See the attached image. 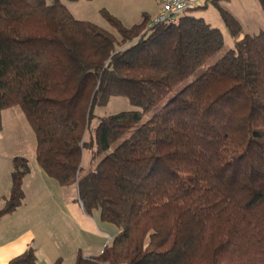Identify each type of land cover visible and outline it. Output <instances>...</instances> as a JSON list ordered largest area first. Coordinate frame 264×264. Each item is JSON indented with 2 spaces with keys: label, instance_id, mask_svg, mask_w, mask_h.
I'll return each mask as SVG.
<instances>
[{
  "label": "trees",
  "instance_id": "obj_1",
  "mask_svg": "<svg viewBox=\"0 0 264 264\" xmlns=\"http://www.w3.org/2000/svg\"><path fill=\"white\" fill-rule=\"evenodd\" d=\"M221 1L235 44L188 81L225 47L202 17L127 27L104 11L112 32L62 0H0V130L19 107L39 167L118 228L98 257L110 264H264V31L244 33ZM112 97L139 110L98 117ZM29 173L15 157L0 216ZM35 263L29 248L8 264Z\"/></svg>",
  "mask_w": 264,
  "mask_h": 264
},
{
  "label": "crops",
  "instance_id": "obj_2",
  "mask_svg": "<svg viewBox=\"0 0 264 264\" xmlns=\"http://www.w3.org/2000/svg\"><path fill=\"white\" fill-rule=\"evenodd\" d=\"M194 1L198 7L204 2ZM157 4L141 1L139 14L147 15L152 20L161 11L158 1ZM219 20L218 22L225 27L221 17ZM225 29L227 31L226 27ZM19 111L18 107L5 110L2 115L3 127L7 114L13 121L19 122ZM3 127L0 130V211L5 207V198L11 192L13 159L19 156L6 152L2 143ZM29 164L30 173L23 181L25 193L23 203L12 213L0 216V264H8L29 248L35 250V264H77L79 260L88 262L90 258L100 257L106 246L118 234L117 228L102 221L99 211L90 214L85 211L80 205L76 185L74 186L77 194L75 192L71 196L69 192H65L64 197H54L51 191L54 182L39 167L36 156L30 159ZM30 176L37 180L32 185L37 193L28 199L24 187L26 179ZM38 180H41V183Z\"/></svg>",
  "mask_w": 264,
  "mask_h": 264
},
{
  "label": "rangeland",
  "instance_id": "obj_3",
  "mask_svg": "<svg viewBox=\"0 0 264 264\" xmlns=\"http://www.w3.org/2000/svg\"><path fill=\"white\" fill-rule=\"evenodd\" d=\"M51 1L52 0H48L49 3H51ZM141 1L155 2L157 4L156 0H62L74 18L78 20L91 21L112 32H115V30L105 19L103 12H109L119 18L124 25L130 27L134 25V23L136 24L142 22L144 19V16L139 14ZM200 5H202L201 8L197 5L195 7L196 9L189 11V13L197 17H202L214 27L220 28L224 34L225 47L221 53L211 58L204 67L199 68L188 81H192L199 77L208 64L216 62L226 50L233 48L235 44V40L228 34L225 27L218 22L220 21L218 7H216L211 0H204V2ZM220 5L229 12H232L237 20L241 22L244 33L254 34L264 31V7L258 0H224L220 2ZM19 110V122L13 121V118H11L8 114L6 115L3 127L4 140L2 143H4L6 152L13 155L25 156L30 162V159L33 156H36V135L22 110L20 108ZM133 110H139V108L131 104L127 98L112 97L106 106L96 108L95 113L99 117ZM96 123L97 120L94 118L93 125H96ZM89 163L90 154L85 151L83 164L88 166ZM50 180L54 182V187L51 188L54 197H64L65 192H69L71 196L75 192L77 194L75 189L76 187L74 185L68 188H61L57 185L58 183L56 181L53 179ZM36 181L37 180L32 179L31 176L25 181L24 188L28 199L33 198L37 193V191L32 188V185H34V182ZM38 181L41 183V180ZM114 227L117 228L116 226Z\"/></svg>",
  "mask_w": 264,
  "mask_h": 264
},
{
  "label": "built area",
  "instance_id": "obj_4",
  "mask_svg": "<svg viewBox=\"0 0 264 264\" xmlns=\"http://www.w3.org/2000/svg\"><path fill=\"white\" fill-rule=\"evenodd\" d=\"M161 5V11L157 17L153 18L150 26L157 24L178 26L181 18L198 4L194 0H157ZM83 207V203L80 202ZM88 261L94 264H110L109 261H104L99 258H90Z\"/></svg>",
  "mask_w": 264,
  "mask_h": 264
}]
</instances>
